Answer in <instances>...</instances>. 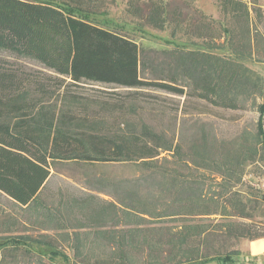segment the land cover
<instances>
[{"label": "trees", "instance_id": "16d2710c", "mask_svg": "<svg viewBox=\"0 0 264 264\" xmlns=\"http://www.w3.org/2000/svg\"><path fill=\"white\" fill-rule=\"evenodd\" d=\"M222 3L233 20L222 28V44L205 40L203 49H189L181 41L148 50L85 19L75 0H0V50L44 68L25 69L0 58V191L21 207L36 208L58 161L138 162L140 171L115 198L123 228H106V217L119 219L106 208L89 216L93 231L81 230L85 224L79 222L54 238L48 221L35 220L40 230L35 235L0 237V264H24L19 254L29 257V264H53L47 256L68 259L60 241L69 242L74 263H91L95 257V264H225L233 263L240 251L227 249L224 240L264 237L250 232L249 222L234 220L251 219L262 203L235 189L248 162L264 161L261 127L229 141L212 139L204 130L192 137L187 166L214 173L220 187L208 195L193 173L183 176L175 167L160 165L169 161L160 157L162 152L181 153L173 137L126 119L118 129L108 128L101 116L79 114L82 101L68 91L86 81L131 89L150 86L224 108H253L263 118L264 78L246 63L263 61L257 58L262 34L253 29L245 1ZM146 6L143 17L153 26L163 28L168 18H175L162 0ZM212 49L228 52L220 55Z\"/></svg>", "mask_w": 264, "mask_h": 264}, {"label": "rangeland", "instance_id": "374dc122", "mask_svg": "<svg viewBox=\"0 0 264 264\" xmlns=\"http://www.w3.org/2000/svg\"><path fill=\"white\" fill-rule=\"evenodd\" d=\"M151 1L161 0H75L77 7L79 3L85 11L82 13L85 19L123 33L148 50L169 48L175 44L180 45L181 41H186L183 45L189 49H203L200 44L205 40H215L222 44L225 37L222 28L233 25L230 14L222 9L223 0H162L167 3L175 18H168L164 27L158 28L143 17L147 12L146 4ZM243 1L250 7L253 29L262 34L258 43L257 58L263 61L246 63L264 78V0ZM172 32H175L174 36ZM209 51L220 55L228 52L226 49ZM0 58L12 66L44 69L35 60L16 57L6 50H0ZM150 72V68H147L148 76ZM68 89L82 101L78 106L79 114L101 116L108 128L118 129L121 121L126 119L137 125L145 122L152 129L164 133L167 138L173 137V144H180L181 153L172 155L170 152H162L160 157L166 156L169 161H161L160 165L163 168L175 167L183 176L193 173L203 182V193L208 195L217 192L220 187L215 184L214 173L209 170H192L187 166L185 153L192 137L204 130L212 139L229 141L245 130L254 132L256 128L261 127L264 132V117L260 119L259 113L253 108H224L188 94H174L150 86L131 89L115 84L86 81L71 85ZM139 175L138 162L58 161L51 168V174L41 193L43 202L38 203L36 208L21 207L0 191V237L18 233L35 235L40 231L35 220L48 221V232L53 238L58 237V232H71V226L79 222L85 224V228L81 230L93 231L95 227L90 217L95 210L101 208H106L111 215H119L116 221L109 219L107 215L106 228H123V212L115 198L129 188L132 179ZM235 189L244 198H255L262 203L258 204L251 219L234 220L249 222L250 232L264 234V215L257 214L264 213V207L260 210V207L264 206V161L248 162L242 180ZM113 203L117 205L113 206ZM90 240L93 238L90 237ZM248 241L245 237L224 240L227 249L240 251V254L234 257L233 263L228 261L225 264H264V254L249 253ZM58 244L62 246L68 259L62 256L50 258L46 255V261L52 260L53 264H95L92 263L95 257L91 258V263H74L73 250L68 247L69 242L60 241ZM251 249L257 252L264 249V245L253 243ZM18 258L24 264L32 261L23 254H19Z\"/></svg>", "mask_w": 264, "mask_h": 264}, {"label": "crops", "instance_id": "0c3cea01", "mask_svg": "<svg viewBox=\"0 0 264 264\" xmlns=\"http://www.w3.org/2000/svg\"><path fill=\"white\" fill-rule=\"evenodd\" d=\"M253 243L264 245V237H258V238H255L253 240H249L247 243V249L251 255H259V254L263 255L264 249L257 251V252L252 251L251 246Z\"/></svg>", "mask_w": 264, "mask_h": 264}]
</instances>
